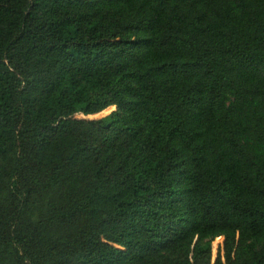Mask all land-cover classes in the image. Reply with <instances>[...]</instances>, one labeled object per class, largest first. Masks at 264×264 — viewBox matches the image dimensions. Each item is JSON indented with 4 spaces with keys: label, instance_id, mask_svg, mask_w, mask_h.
I'll list each match as a JSON object with an SVG mask.
<instances>
[{
    "label": "trees",
    "instance_id": "1",
    "mask_svg": "<svg viewBox=\"0 0 264 264\" xmlns=\"http://www.w3.org/2000/svg\"><path fill=\"white\" fill-rule=\"evenodd\" d=\"M0 264H264V0H0Z\"/></svg>",
    "mask_w": 264,
    "mask_h": 264
},
{
    "label": "rangeland",
    "instance_id": "2",
    "mask_svg": "<svg viewBox=\"0 0 264 264\" xmlns=\"http://www.w3.org/2000/svg\"><path fill=\"white\" fill-rule=\"evenodd\" d=\"M113 110L115 109H110L108 111H105L101 114H98V115H94V116H89V117H85L83 115H77L78 118H89V119H95V118H100V117H103V116H106L108 115L110 112H112ZM223 241L224 239L223 238H218L215 240L214 244H213V261L214 259H216L217 255H218V252L220 251V247L221 245L223 244Z\"/></svg>",
    "mask_w": 264,
    "mask_h": 264
}]
</instances>
